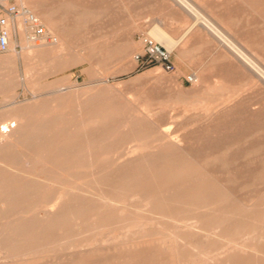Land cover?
<instances>
[{"label":"bare ground","instance_id":"6f19581e","mask_svg":"<svg viewBox=\"0 0 264 264\" xmlns=\"http://www.w3.org/2000/svg\"><path fill=\"white\" fill-rule=\"evenodd\" d=\"M38 1L23 3L47 23L54 39H24L19 17L20 51L10 38L8 53L0 57V91L11 92L18 82L12 65L17 54L24 60L22 81L35 86L29 76L33 69L62 58L67 49ZM172 1L227 52L264 76L260 62L218 22L188 0ZM254 9L264 17L260 6ZM148 34L169 51L184 36L178 39L157 24ZM130 47L127 43L122 51ZM60 89L46 98L34 92L21 106L4 96L0 253L30 260L59 254L67 264H264V189L241 200L184 149L169 124L162 127L128 103L115 105L99 91L76 99ZM124 143H130L131 154L110 158L109 148Z\"/></svg>","mask_w":264,"mask_h":264},{"label":"rangeland","instance_id":"374dc122","mask_svg":"<svg viewBox=\"0 0 264 264\" xmlns=\"http://www.w3.org/2000/svg\"><path fill=\"white\" fill-rule=\"evenodd\" d=\"M188 1L200 14L218 22L233 42L260 62L264 72V17L254 9L260 6L264 13V1ZM36 3L51 15L52 26L67 49L62 58L33 69L29 76L36 79L35 86L22 81L24 60L16 53L12 65L18 82L11 92L0 91V110L6 94L21 106L32 101L34 92L46 98L59 86L73 92L76 99L99 91L110 96L107 98L115 105L128 103L162 127L169 124L184 149L198 157L239 199L248 200L264 189V76L227 52L187 11L172 0ZM42 24L47 29V23ZM154 24L178 39L184 34L176 48L167 49L172 70L135 59L143 51L142 37L149 35ZM23 25L22 36L29 40L31 27ZM11 39L14 49L20 51L19 37ZM127 43H131L128 52L122 51ZM7 53L1 52L0 57ZM66 58L65 64L57 63ZM188 74L197 77L194 82L186 80ZM66 116L75 117L72 113ZM130 148V143L109 148L113 151L110 158L123 159L131 154ZM58 256L30 260L0 253V264H67ZM89 258L96 262L97 257Z\"/></svg>","mask_w":264,"mask_h":264},{"label":"built area","instance_id":"2783aa9c","mask_svg":"<svg viewBox=\"0 0 264 264\" xmlns=\"http://www.w3.org/2000/svg\"><path fill=\"white\" fill-rule=\"evenodd\" d=\"M21 17L23 23L29 24L28 33L33 42L54 39L37 16L23 3V0H0V53L9 49L10 38L17 39L19 31L16 26L17 19ZM143 51L135 55L136 61L142 64H160L165 70H172L170 52L149 35L142 37ZM194 74H188L189 83L195 81Z\"/></svg>","mask_w":264,"mask_h":264}]
</instances>
